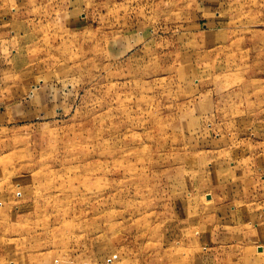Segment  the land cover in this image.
Masks as SVG:
<instances>
[{
    "label": "rangeland",
    "instance_id": "obj_1",
    "mask_svg": "<svg viewBox=\"0 0 264 264\" xmlns=\"http://www.w3.org/2000/svg\"><path fill=\"white\" fill-rule=\"evenodd\" d=\"M0 264H264V0H0Z\"/></svg>",
    "mask_w": 264,
    "mask_h": 264
}]
</instances>
